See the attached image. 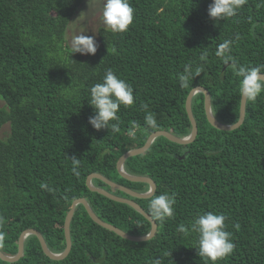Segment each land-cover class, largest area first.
<instances>
[{
    "label": "trees",
    "instance_id": "trees-1",
    "mask_svg": "<svg viewBox=\"0 0 264 264\" xmlns=\"http://www.w3.org/2000/svg\"><path fill=\"white\" fill-rule=\"evenodd\" d=\"M84 0H0V251L17 253L20 234H41L54 254L66 247L64 220L72 201L84 198L94 214L132 236L149 233L151 224L130 206L91 192L90 174L139 193L148 185L124 180L116 170L121 155L144 145L148 136L167 131L182 138L191 125L185 100L195 87L210 95L213 117L226 125L239 118V81L232 63L216 53L225 40L238 65L264 64V3L247 0L231 18L208 17L211 0H129L133 21L126 32L99 27L94 55L71 54L66 32ZM205 55L201 60L200 56ZM203 66L191 88H182L178 74L185 65ZM112 69L133 88L134 103L121 106L119 131L95 130L89 89ZM264 75V74H262ZM147 104L145 110L141 106ZM197 134L179 145L156 138L143 154L124 163L127 173L155 183L147 199L130 198L150 216V199L167 192L175 198L174 216L156 224L155 235L130 242L94 223L77 205L70 223L71 248L59 260L48 258L36 236H27L23 255L0 264H211L197 255L196 234L184 236L200 213L224 214L233 253L216 264H264V92L246 101L243 123L232 131L211 127L203 94L191 102ZM155 116L149 127L145 117ZM137 125L135 137L129 130ZM8 133L1 137L2 128ZM72 156L80 159V176L71 172ZM46 183L51 192L41 189ZM95 187L113 190L93 179Z\"/></svg>",
    "mask_w": 264,
    "mask_h": 264
},
{
    "label": "clouds",
    "instance_id": "clouds-1",
    "mask_svg": "<svg viewBox=\"0 0 264 264\" xmlns=\"http://www.w3.org/2000/svg\"><path fill=\"white\" fill-rule=\"evenodd\" d=\"M247 0H211L208 5L207 14L215 22L235 16L238 10L245 5ZM264 3V0H262ZM134 9L129 0H102L100 11L101 23L109 32L123 33L129 28L133 21ZM231 41L225 40L219 45L216 55L225 63L231 62L235 74L240 78L239 95L244 101L254 102L264 92V64L259 66L238 65L231 55ZM98 44L94 35L80 33L70 41V53L80 55H94L97 52ZM201 60L205 55L200 56ZM204 71L203 66L193 68L191 64L184 66L183 71L178 74V82L182 88H191L194 77ZM89 105L93 108L94 114L88 117V124L95 130L109 129L118 132L119 124L111 121H119L117 113L121 106L130 107L134 103L133 88L125 79L120 78L112 69H106L101 82L94 84L89 89ZM147 110L148 105L141 106ZM149 127H156L157 122L153 114L148 113L145 117ZM137 125L133 123L129 135L135 137ZM71 172L80 176V159L75 156L71 158ZM41 189L51 192L52 189L46 183H41ZM151 189H149L150 191ZM175 198L167 192L153 196L148 204V211L154 220L164 222L174 216ZM226 217L224 214H217L206 211L197 214L189 226L180 224L177 228L184 236L190 233L196 234L195 249L199 257H203L211 264L225 258L233 253L235 244L231 240V233L226 230ZM5 233L0 231V242L5 238ZM152 264H162L161 259H154Z\"/></svg>",
    "mask_w": 264,
    "mask_h": 264
},
{
    "label": "water",
    "instance_id": "water-1",
    "mask_svg": "<svg viewBox=\"0 0 264 264\" xmlns=\"http://www.w3.org/2000/svg\"><path fill=\"white\" fill-rule=\"evenodd\" d=\"M262 77H264V75H262ZM197 94H203V104H204L205 117H206L208 124L211 127L215 128L216 130H219V131H232V130L237 129L243 123L244 115H245L246 101H244L242 98L240 99L239 118L235 124H232V125L222 124V123L218 122L212 115L211 100H210L209 93L203 87H200V86L195 87L188 93V96L185 100V111H186L188 120H189L190 125H191V131H190V134L188 136L179 138V137H176L167 131L154 132L148 136V138L146 139V141L142 147L137 148V149H133L131 151L124 153L123 155H121L119 157V159L116 162V170H117V173L119 174V176L121 178H123L124 180H127L129 182L143 183V184L148 185V190L145 193H139V192H135L133 190H130V189L123 187L121 185H118V184L110 181L106 177H104L100 174H96V173L90 174L86 179V186L91 192L98 193L101 196H104L105 198L112 200L114 202L126 204V205L130 206L131 208H133L140 215H142L146 220H148L151 224V229H150L148 234H146L144 236H132V235H129V234L123 232L122 230H120V229H118V228H116L110 224L103 222L94 214V212L92 211L88 202L84 198H80V199H76V200L72 201V204L69 208V211L67 212V214L65 216L63 229H64V238H65L66 247L63 250V252L58 253V254H54V253L50 252L48 250L41 234L35 230L27 229V230H24L18 238L17 253L14 256H8V255L3 254L0 251V259L2 261L8 262V263H13V262L18 261L21 258V256L23 255L24 240L26 239L27 236H30V235H34L37 237L43 253L48 258L53 259V260L63 259L68 254V252L71 248L70 223H71V220H72V217H73V214H74V211H75V208L77 205L83 206L87 215L89 216V218L94 223H96L97 225H99V226H101L107 230L112 231L113 233H115L116 235L120 236L121 238H123L125 240H128L130 242H143V241H147V240L151 239L156 233L157 227H156L155 222L151 219V217L148 214H146L143 211V209L137 203H135L130 198H138V199L150 198L155 192V188H156L155 183L150 178H148L146 176H137V175H131V174L127 173L124 169V163L130 157H134V156L145 153L147 151V149L150 147V145L152 144V142L158 137H164L167 140H169L173 143L179 144V145H186V144L193 142L195 137H196V134H197V126H196V122L194 120V117L192 115L191 102H192L193 97L196 96ZM93 179H97V180L103 182L108 187H110L114 190H118V191L126 194L130 198H122L119 196H115L114 194H112V193H110V192H108L102 188H98V187L93 186V184H92ZM149 189H151V190L149 191Z\"/></svg>",
    "mask_w": 264,
    "mask_h": 264
},
{
    "label": "rangeland",
    "instance_id": "rangeland-1",
    "mask_svg": "<svg viewBox=\"0 0 264 264\" xmlns=\"http://www.w3.org/2000/svg\"><path fill=\"white\" fill-rule=\"evenodd\" d=\"M102 0H84L77 10L76 14L71 18L66 32V40L70 45V41L75 35L84 33L86 35H94L96 43L97 30L103 27L100 19V11ZM8 133V126L4 125L1 137H5ZM111 189V188H110ZM114 189L110 193L113 194Z\"/></svg>",
    "mask_w": 264,
    "mask_h": 264
}]
</instances>
